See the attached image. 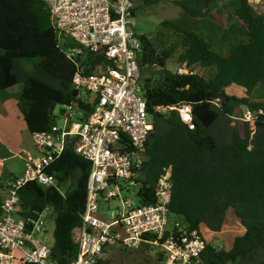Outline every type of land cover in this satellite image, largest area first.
Segmentation results:
<instances>
[{
	"label": "trees",
	"instance_id": "obj_1",
	"mask_svg": "<svg viewBox=\"0 0 264 264\" xmlns=\"http://www.w3.org/2000/svg\"><path fill=\"white\" fill-rule=\"evenodd\" d=\"M158 1L142 0V4ZM174 2L183 16L160 22L150 34L140 35L136 28L140 82L153 123L139 202L155 203V183L164 168L172 167L169 218L178 219L188 231L207 228L220 234L232 223L244 228L228 250L206 239L202 263L264 264V102L250 100L254 90L264 86V11L258 12L251 0ZM224 5L231 10L225 14L227 35L235 43L221 54L204 31L223 22L216 20L214 11ZM75 47L71 42L60 45L45 0H0V94L20 86L18 109L31 135L51 132L73 111L78 115L74 121H85L93 113L94 104L73 87V76L81 68L84 75L101 76L114 63L90 51L70 57L66 48ZM173 58L179 65L200 67L208 74L179 75L167 68ZM18 59H37L33 73H21ZM151 68L158 73L146 76ZM233 87L243 88L245 95L230 94ZM183 104L192 107L191 125L181 121L178 108ZM237 110L250 112L251 119H238ZM76 142L77 137L67 138L63 154L48 168L59 190L30 182L18 191L20 218L37 217L46 208L57 214L50 254L55 264H71L79 253L73 232L82 224L91 163L76 153ZM15 179L14 174L0 178V217L8 182ZM171 232H177L174 224L166 238ZM150 249L141 247L138 252L145 256L138 264H154ZM156 259L163 263L160 254ZM14 264L31 263L17 254ZM100 264L109 262L103 259Z\"/></svg>",
	"mask_w": 264,
	"mask_h": 264
},
{
	"label": "built area",
	"instance_id": "obj_2",
	"mask_svg": "<svg viewBox=\"0 0 264 264\" xmlns=\"http://www.w3.org/2000/svg\"><path fill=\"white\" fill-rule=\"evenodd\" d=\"M45 2L60 45L71 42L76 46L66 48L70 57L80 58L85 51H90L107 57L114 67L101 76L84 75L83 68L74 74L73 87L81 98L86 96L94 104V111L87 120L74 121L78 115L71 112L51 132L32 135L36 154L26 159L22 177L8 183L3 198L0 264H14L17 254L31 264H55L50 258L47 237L52 216L50 208L37 217L20 218L18 191L30 182L59 190L58 180L48 168L63 154L69 137H77L76 153L91 163L82 224L73 232L79 253L71 264H100L105 252L112 247L139 250L143 245L154 248L156 254L161 255L162 264H203L201 255L207 241L202 231H188L175 223L177 232H171L166 238L173 195L172 167L164 168L155 183V203L142 205L139 202L153 123L140 82L141 44L136 36L134 0ZM199 69L181 64L176 73L202 75ZM219 101L214 103L218 105ZM178 112L183 123L192 124L190 105H181ZM124 136L129 140V149ZM2 167L0 160V178ZM116 198L120 207L112 209L110 202ZM102 201L107 203L109 215L101 213Z\"/></svg>",
	"mask_w": 264,
	"mask_h": 264
},
{
	"label": "rangeland",
	"instance_id": "obj_3",
	"mask_svg": "<svg viewBox=\"0 0 264 264\" xmlns=\"http://www.w3.org/2000/svg\"><path fill=\"white\" fill-rule=\"evenodd\" d=\"M251 4L255 7V9L258 12L264 11V1L263 0H251ZM139 7L136 11V28L137 32L141 34H150L151 32H154L158 24L164 20H173L177 19L181 16H183V12L181 8L174 2V0H159L156 4L151 6H146L142 4V0H137L136 2V8ZM227 11H230L227 6L220 7L218 10L214 11V14L216 15V20L219 21L220 18H222L223 22L219 21L220 23L215 24V29L208 30L209 27H205L206 30L204 31V34H209L207 37L211 39V42L213 43V46L215 50L218 53L225 54L229 50L230 46L235 43V40L227 35L228 28L225 14ZM222 16V17H221ZM219 18V19H218ZM220 24V25H219ZM219 28H218V27ZM38 62L37 59H18L17 60V67L20 68L19 71L21 73H33L35 64ZM177 59H172L168 62L167 68L173 72L177 70L178 66ZM19 68H16L17 71ZM150 71H146V76H151L152 74H157L156 68L149 69ZM200 74L207 76L208 73L204 69H199ZM22 75V74H21ZM230 94L237 95L239 97H242L245 95V90L243 88L239 87H233L229 89ZM12 95L13 100H18L20 95V86L16 87L14 91H11L6 96ZM250 100L252 102H264V86L260 85L257 87L254 92L251 95ZM60 111V108L56 110L58 113ZM74 115H77L76 111H73ZM237 117L238 119H250L251 114L248 111L243 110H237ZM76 121V120H75ZM63 119L59 121V123H62ZM31 147H33L35 150L34 145L32 142L30 143ZM4 167H6L10 172L12 171L16 175L20 176L23 173V158L22 156H16L15 159H4ZM8 171V172H9ZM7 171L3 170V173L1 175H4L8 173ZM23 175V174H22ZM21 175V176H22ZM8 182V180H7ZM9 183V182H8ZM125 197L136 200L134 197L128 196L125 194ZM107 203L102 201L101 203V213L103 214H110L109 211L106 210ZM110 206L112 209H115L117 207H120V201L118 198L115 200H112L110 202ZM170 226L172 224H175L178 221L176 218L170 217ZM169 226V227H170ZM244 232V228L239 224H229L225 227L223 232L221 234L217 235L216 237L213 236V238L208 239V241H214V244L218 245L219 248L222 249H230L232 247V244L234 242V239L236 236L241 235ZM210 237V235H208ZM38 238H43V236L38 235ZM151 248V247H150ZM141 249V248H140ZM139 250H128L120 247H113L109 250H107L104 254V260L108 261L109 264H138L140 262V259L142 260L145 255L140 254ZM151 254V262L154 264H160L156 262V252L154 248L150 249ZM142 257V258H141Z\"/></svg>",
	"mask_w": 264,
	"mask_h": 264
},
{
	"label": "crops",
	"instance_id": "obj_4",
	"mask_svg": "<svg viewBox=\"0 0 264 264\" xmlns=\"http://www.w3.org/2000/svg\"><path fill=\"white\" fill-rule=\"evenodd\" d=\"M8 93L0 94V160L2 161L3 170L9 171L4 167V159H15L16 156L23 158V173L24 163L30 155H35L36 150L31 147L32 135L29 133L24 118L18 109V100H13L12 95L6 96ZM4 109V113L2 111ZM22 173V174H23ZM6 174H14L17 179L22 177L18 176L12 171ZM16 180V179H15ZM203 235L207 239L216 237L218 234L212 233L207 228L201 229ZM223 232V231H222ZM221 234V233H220ZM219 234V235H220ZM210 235V237H208Z\"/></svg>",
	"mask_w": 264,
	"mask_h": 264
},
{
	"label": "water",
	"instance_id": "obj_5",
	"mask_svg": "<svg viewBox=\"0 0 264 264\" xmlns=\"http://www.w3.org/2000/svg\"><path fill=\"white\" fill-rule=\"evenodd\" d=\"M56 217H57L56 213L52 214L50 221H49V230H48L47 237H48L49 245L51 248H53L55 245L54 230L56 227Z\"/></svg>",
	"mask_w": 264,
	"mask_h": 264
}]
</instances>
